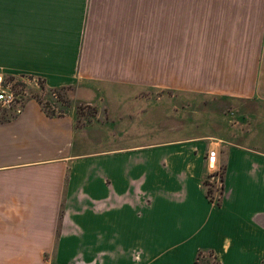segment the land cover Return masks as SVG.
Here are the masks:
<instances>
[{
  "label": "crops",
  "instance_id": "crops-1",
  "mask_svg": "<svg viewBox=\"0 0 264 264\" xmlns=\"http://www.w3.org/2000/svg\"><path fill=\"white\" fill-rule=\"evenodd\" d=\"M11 76L264 103V0H0ZM79 147L74 117L34 99L0 121V264H264V152L212 137ZM212 154L221 206L202 187Z\"/></svg>",
  "mask_w": 264,
  "mask_h": 264
},
{
  "label": "rangeland",
  "instance_id": "rangeland-1",
  "mask_svg": "<svg viewBox=\"0 0 264 264\" xmlns=\"http://www.w3.org/2000/svg\"><path fill=\"white\" fill-rule=\"evenodd\" d=\"M8 84L16 100L9 108L0 105V121L14 116L37 87L28 77ZM71 102L69 107L58 104L74 117L80 153L205 137L264 152L261 102L103 85L77 88ZM206 257L217 264L209 254Z\"/></svg>",
  "mask_w": 264,
  "mask_h": 264
},
{
  "label": "trees",
  "instance_id": "trees-1",
  "mask_svg": "<svg viewBox=\"0 0 264 264\" xmlns=\"http://www.w3.org/2000/svg\"><path fill=\"white\" fill-rule=\"evenodd\" d=\"M31 80L34 79L36 81V88L34 90V94L25 100V102L21 105L23 106L28 100L34 99L36 100L42 107L43 111L49 116V117H62L66 116V112L63 111V106L69 107L72 103L71 100L73 99L74 92L76 90L75 87H63V88H49L46 84V81L41 78H34V77H28ZM16 80V77H8L4 81L6 83H11ZM57 99L58 102H60L63 106H59L58 102H56L54 99ZM53 108V109H52ZM62 110V111H58ZM9 120V118L7 119ZM6 121V120H2ZM222 181L224 183V174H225V168L222 166ZM202 187L204 190V193L208 200L211 203H214L216 206H221L223 201V195H224V184L222 188L219 191L218 196L216 197V193L218 192L216 185L210 182V178L204 179L202 183ZM210 255L213 257L212 252H205L200 251L197 258L196 263L197 264H210V259H208L206 256ZM206 258V259H205ZM218 264V263H217Z\"/></svg>",
  "mask_w": 264,
  "mask_h": 264
},
{
  "label": "built area",
  "instance_id": "built-area-1",
  "mask_svg": "<svg viewBox=\"0 0 264 264\" xmlns=\"http://www.w3.org/2000/svg\"><path fill=\"white\" fill-rule=\"evenodd\" d=\"M15 100L16 98L11 89V85L5 83L4 79L0 77V105L4 108H9L15 103ZM208 168L209 171L212 172V175L209 177L210 182L215 184L218 190L216 193L217 197L224 183L222 181L221 173H219L218 159L214 154L209 157Z\"/></svg>",
  "mask_w": 264,
  "mask_h": 264
}]
</instances>
